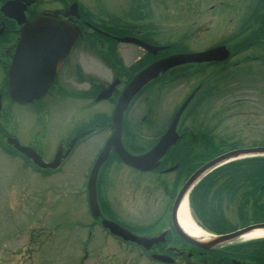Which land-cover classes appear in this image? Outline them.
<instances>
[{
	"label": "rangeland",
	"instance_id": "374dc122",
	"mask_svg": "<svg viewBox=\"0 0 264 264\" xmlns=\"http://www.w3.org/2000/svg\"><path fill=\"white\" fill-rule=\"evenodd\" d=\"M129 1L130 0H92L89 3V8L98 17L108 19L117 16L119 3L128 4ZM125 11L126 9H124V12ZM191 12L192 10H186L187 15L185 16L192 17ZM158 16L159 18L162 17V19L161 21L160 19H158V21L153 20L154 27L151 34L154 40H157L161 44L164 43V41L168 43L176 38H182L180 32L185 31L184 34L187 33L189 35L186 39L187 44H190V47L196 46V48H199V46L209 45L220 38L226 37L234 30L233 24L225 23L222 25L218 21L214 26H212L211 22H209L210 26H208V24L200 26L198 30L202 32L199 33L196 32L197 29L193 26L178 23L179 21L176 20L178 16L170 9L168 12L164 10L158 12ZM195 29L196 31L192 32ZM132 48L131 46L125 45L118 46V52L123 59L122 68H126L132 64L136 56L142 53L139 48L131 50ZM75 50L71 63L64 69L63 73L59 75V81L63 80V74L64 77L68 75L67 84L70 86H68V88H63L60 95H46L44 98L47 99H45L42 104L44 107H47L46 112L44 111L34 117L33 113L29 110L31 108L30 105L14 104L12 107H8L12 118L10 121L9 119H7L8 121L0 119V138L3 135L5 136L7 132L9 135L14 136L22 146L30 147L35 150L42 160L50 161L54 151L62 143L65 144L68 140H71L73 134L76 133L83 124L89 123L94 115L101 113L103 109L107 111V115H109L113 101H103L99 103V105H94L95 102L92 100L89 93H94L95 87L85 91L87 92L86 94H88L87 98L74 97L82 93L83 89L90 87V84L86 83L89 77H91V80L94 78L101 82L111 81L114 77H120L124 80L126 78V72L122 75L113 70L103 71L102 68H98L99 65L93 60V56L98 55V53H92L91 58H89L81 52V47H77ZM94 66L97 69H95ZM166 80L168 81L167 83H165ZM166 80L160 83L163 87L160 95L155 94L154 86L145 89L124 117L122 138L124 143L129 147H137L135 143L130 142L132 139H136V143L141 146L143 145V147L150 143L156 135V128L160 130L168 124L172 112L191 92L199 78L192 76L188 79V82L184 81L185 83H179L171 79V77ZM215 81L216 74H212L211 82L214 83L213 90L211 88L206 90V92L210 94L209 97H211V99H208L203 106V115H198L201 119H198L197 125L202 124L204 127L214 128L213 136L217 139L216 143H218L219 140L226 143L229 142V139H233L235 141H241L242 144L249 146L252 144L253 140L264 138V91L262 92L254 89L248 90L246 93L243 92V94L239 93L238 99L240 100H236L237 102L235 103V100H232L234 98L231 99L228 95H223L220 99L218 94H216L215 86L218 84L215 83ZM71 92L74 97L70 96ZM146 96L152 97V105L157 104L160 106L157 111V124L155 123V126L146 125L149 122L148 118L145 120L146 104H144L143 100H148L145 98ZM206 98L208 97L206 96ZM216 99L220 100L217 102L215 109L211 110ZM201 100L204 101V98H201ZM201 100L196 99L190 106V109H188L189 113H186L182 121V129L191 125L192 117L190 113H194V108L201 105ZM231 101L235 104H232ZM211 103L213 104L211 105ZM152 105L151 109L153 108ZM209 106L210 109L208 108ZM37 108L36 106L35 109L37 110ZM18 109L27 111L21 112L22 120L14 115L15 112H19ZM213 111L217 113L218 118L223 120L222 122L217 121L213 116ZM36 112L39 111L37 110ZM39 119L40 122L38 121ZM145 126L150 128L148 130L149 132H142L141 129ZM96 130H98L97 133L99 134L96 132L92 133L89 135L92 137L86 139L81 145L75 146L63 170L55 175V177L50 178L36 175L32 168L24 163L18 156H15L13 152L12 155H10L0 147V264H20L19 261L27 255L31 258V264H81L80 259L76 260L79 254L77 240L82 237L83 230L70 223H73L78 216L81 219L83 218V221H87L89 218L83 201L85 170L97 147L103 142L107 133L102 131L101 128H97ZM206 138L208 141L212 140L211 136ZM1 139H4V137ZM212 141L215 143V140ZM112 160L114 161L111 165L110 162ZM117 164L118 162L114 157H110L108 164L105 165L102 170L108 178L109 193L107 194H110L109 198L117 205V211H115L117 214L116 216L117 218L123 217V219L128 222V225H132L131 223L150 221L153 217L152 213L158 216L170 203L168 193L171 191L170 183L172 182L177 185L182 181L179 180L180 178L178 180L176 179L177 171H172L168 174L158 172V175L141 173L139 174V179H137L138 175L135 172L124 168L122 165L120 168L116 166ZM239 165H241V167L245 166L243 163ZM248 173H251V170L242 173L239 178H237V181L232 184H241L242 189L240 191H248L252 197L250 200L254 202L253 200H256L259 194L256 193L257 189H254L253 192L251 183L254 184L255 182H251L248 178L244 177V174L247 175ZM116 174L122 175V177L118 176L122 179H116L118 185L115 182L110 185L111 177H115ZM113 180L114 179L111 181ZM125 180L128 182L126 183ZM105 182L106 181L101 178L102 190L105 189ZM26 186L32 188V192L28 193L25 197L23 194L20 195L19 192L26 188ZM230 193L237 196L241 195L237 191H232ZM104 194H106L105 191ZM19 196L24 198L15 199L19 198ZM160 196L163 197L160 198ZM14 201L16 204H14ZM104 201L108 202V195L104 197ZM31 202L34 204L29 206ZM156 202L158 203L155 204ZM260 204L261 202H258V205ZM137 206H139V209ZM133 207H135L134 210H132ZM33 209H36V213ZM247 209H249V206ZM223 210L229 219L235 221L237 216L235 205L226 204ZM252 210L253 205L250 208L249 216H251ZM53 211L57 212L55 217L52 216ZM34 213L36 216V220L34 221L38 223V227H35V237L42 243L41 245H39L38 241L35 242L34 239H24L27 241V244L23 240L25 228L33 225V221L30 225V219ZM131 214L134 215V217ZM55 218L59 226L62 225V222L64 223V226L58 230L55 236L65 239L63 245L57 243L55 238H52L55 233L52 237H49V233L46 232V230H40L41 228L39 227L42 220H53ZM192 218L194 221H197L194 215H192ZM46 220L45 226L51 224V226L54 227V224ZM99 241L103 240L95 239L93 247L95 244L99 243ZM172 242L169 243V245H175V248L169 249L170 252H174L178 255L180 251L185 250L183 244L179 240L177 242L172 240ZM22 245H27V249L22 252L18 250V256L24 253L18 261V257H15L14 259L16 260L14 261L11 260V257L6 259V256H4L6 249L11 250L14 247L13 249L17 250ZM48 252L50 254L56 252L54 254L56 258L53 263L51 259L53 255H50ZM122 253H124V257H127L125 251ZM132 256L137 257L135 254H132ZM12 257H14V255ZM205 258L206 257L197 258L194 261L200 262ZM139 259V264H148L140 257ZM202 264H224V262L223 260L220 261L215 258V261L209 259L208 262Z\"/></svg>",
	"mask_w": 264,
	"mask_h": 264
},
{
	"label": "flooded vegetation",
	"instance_id": "af4514ba",
	"mask_svg": "<svg viewBox=\"0 0 264 264\" xmlns=\"http://www.w3.org/2000/svg\"><path fill=\"white\" fill-rule=\"evenodd\" d=\"M4 1L5 0H0V88L2 89L7 88V82L3 79L4 68H6L8 64H10L15 44L19 38L18 30L21 25L18 24L16 20H20L22 22L24 20L29 21L38 13L48 12L52 14L56 12L57 19L62 23H65L67 25H75L81 23L88 26V29L91 33L84 34V37L89 35L97 36L96 34H102L103 36H108L107 34L114 35L101 27L102 23L107 24L109 20L98 17L90 10L89 5L85 6V8L90 12L92 17H89L90 19H87V16L82 17V13L80 12L82 6L79 7L78 5H76L75 10H71L69 8L68 0L67 3L63 2V0H16L15 3L10 5L5 10L2 9L1 6ZM169 9L173 13H176V15L178 16L176 18V20L179 21L178 23L190 25L195 28H197V26L207 25L209 24V22H211L212 26H214L218 21L222 25L225 23H230L234 26H249L263 22L261 16L264 15V0H142L140 3V7H138L136 12L133 14L131 23L129 24L130 29H127V31L130 32L129 34L131 36L138 37L146 42H158L157 40H154L151 34L154 27L153 20L160 19L161 21L162 17L159 18L158 12L162 10L168 12ZM186 10H192V17L185 16L187 15ZM19 17H21V19H18ZM194 31H196V29L193 30V32ZM125 35L127 34H124V36ZM115 36L121 35L115 34ZM227 38L228 39L226 41L229 42L231 46L237 41L239 37L237 36L236 38V35L233 33ZM164 46L166 47L163 50L159 51L156 55L162 54L165 50L166 52L171 53L170 45L169 47L168 44ZM206 47H199L197 49H194V51H200ZM83 51L88 52L89 50L84 48ZM73 56L74 53L68 57L66 64L64 65V62L60 69L57 71L56 78L52 84V87L67 84L68 75L64 77L63 74L62 81H59V75L63 73V69H65L71 63ZM103 65L104 67H106L105 63H103ZM6 105L8 107H12L14 103L6 104L3 100V106ZM22 112L25 111L22 110ZM3 116H10L8 109H5ZM158 202H156L155 204H157ZM109 208V205H105V209L102 210L100 217H98L96 221H100L102 216L114 217V211ZM168 214L169 213H167V211L163 210L158 216L152 213L153 217L150 221L131 224L134 231L137 233L147 234L148 236H155L158 239H162L161 233L167 232L168 230ZM107 234L111 236L109 233ZM98 236L103 241H99V243L95 244L94 247L93 241L90 253L92 257L89 256L88 258L90 264H127V262L131 264H139V257L145 260V258L141 256L144 254L142 250H138L134 247L130 249L129 246H125L123 243H121L117 237L111 236L112 238H114V241L108 236L106 238H102V235L100 234ZM98 236H95L96 240H100ZM160 241L161 240L157 242H150L149 247L146 248L147 250H145V253L153 254L155 253L156 249H159L158 252L162 251L161 249L168 250V247L165 246L166 242ZM124 251L127 257H124V253H122ZM133 251H135L136 253ZM132 254H135V256L137 257L132 256ZM204 254L206 255L207 252L190 248V250L187 251V256L183 257L180 261L181 263L179 264H191L194 260L197 259L194 258V256H202ZM217 259H219L220 261L223 260L224 264H230V262L231 264H233L232 262L234 257L230 256V258L228 259L227 256L225 259L224 257H219ZM213 260L215 261V259ZM27 261L31 260L24 259L23 264H26ZM242 263H246V261H240V263L238 264Z\"/></svg>",
	"mask_w": 264,
	"mask_h": 264
},
{
	"label": "water",
	"instance_id": "95a60500",
	"mask_svg": "<svg viewBox=\"0 0 264 264\" xmlns=\"http://www.w3.org/2000/svg\"><path fill=\"white\" fill-rule=\"evenodd\" d=\"M45 26H46L45 22L36 21L30 26V28H28L26 31L24 30L23 33L27 35V34H30L31 32H34L37 28H43ZM53 30H55V32L59 35H65L66 40L67 41L69 40L67 33H65L64 30H62V27L60 25L54 27ZM70 44H71V41L69 42V45ZM69 45H68V47H69ZM17 52H20L19 48H17ZM227 54H228V50L226 49V47L224 45H221V46L215 47L213 49H210L208 51L201 52V53H183V54L170 55L167 58H164V59H161L159 61L154 62L153 64L149 65L145 69H142L141 71H139L138 73H136L132 77V79L127 83V85L125 86V88L123 89L121 94L119 95V97L116 101L115 108H114L113 113H112L111 126L114 128V133L110 137V139L107 141L104 149L102 150V153H101L99 159L96 162V165H94V167H93V170L91 172V176L89 178L88 187L90 189L91 196L93 199H94V178L96 175V171H97L98 166L101 164V162L106 158L107 152H108L110 146H113L116 149V151L118 152L120 157H122V159L125 162L131 163L133 165L140 164L137 166L140 167L141 169H149V168H153L154 166H156L158 164V158L166 151V149L170 146V144L175 142V140L178 138V135L176 134V131H175V127H176L178 118L180 116V113L182 112L183 108L185 107V105L189 101L190 97H188L186 99V101L177 110V112L175 113L167 131L165 132V134L160 138V140L157 142V144L149 152H146L145 154L136 156V155L128 154L123 149V147L121 146V142H120V130H121L120 120H121V116H122L123 111L127 107V104L129 102L130 98L135 94V92H137L140 89V87L144 83H146L148 80L156 77L159 74V72H164L166 69H168L171 66H174L177 64H182L185 62H190V61L200 62L203 60H220V59L225 58L227 56ZM18 59H19V55H18ZM15 70H17V67ZM19 82H20L19 77H17L16 74L14 75V74L10 73V86H12L10 88V94L13 98H15L19 102L28 101L34 97H38V95L42 92L40 89H37V88H26L24 90V89L15 87L16 85L19 84ZM15 145H17V144L15 143ZM18 148H20L26 154L31 156L34 159V161L37 162L41 166H47V165L55 166L59 163L60 158L66 154V152L63 155L60 152H57L54 159L50 163H43L40 160V157L33 154L29 149L22 148L20 146H18ZM249 152L264 153V147L237 149V150H233V151H229L227 153H224V154H222L218 157H215L214 159L208 161L201 168H199L198 171L194 175H192L186 181L185 185L183 186L182 190L179 193L180 196L193 183V181L197 178V175H201L205 170H207L211 166H215L216 164L222 162L225 159H228V158H231L234 156H238L242 153H249ZM259 227H264V223L250 225V226H247V227L242 228L240 230L234 231L232 233L221 235V236L215 238L214 240H212L210 242H203V243L196 241L192 238H189L187 236L186 237L190 241H192L193 243H196V244L203 246V247H209L211 245H214L217 242L232 239L235 236H237L243 232L249 231V230L254 229V228H259ZM111 230L115 233L122 234L125 238L135 239V238L130 237L127 234L123 233V231H121V230H117L113 227H111ZM138 241L142 242L141 240H138Z\"/></svg>",
	"mask_w": 264,
	"mask_h": 264
},
{
	"label": "trees",
	"instance_id": "16d2710c",
	"mask_svg": "<svg viewBox=\"0 0 264 264\" xmlns=\"http://www.w3.org/2000/svg\"><path fill=\"white\" fill-rule=\"evenodd\" d=\"M255 33L259 34L260 30H257ZM242 42L244 43L245 40ZM249 76L250 75H247V74H233V73H222V72L217 73L216 81H215V83L218 84L215 86L216 94H218V96L221 98L223 95H226L227 92L230 90L229 83L233 79H238L243 84L244 80L248 79ZM219 119L221 120V118ZM247 162L245 163L246 165L243 167L242 172L245 173V171L251 170V173L244 175V177L248 178V180L251 182H255L254 184L251 183L253 192H254V189H257L256 193L259 194V196L257 197L256 200H253L254 202H252L249 200L250 193L248 191H242L241 192V195L243 196L242 203L245 204L246 202H248L249 204H251L252 202L251 205H253V207L256 208V206L258 205V201L264 197V187L263 189H259L260 185L264 183V157L249 159L247 160ZM248 165L249 167L247 168ZM232 175L233 177H236L234 173ZM210 177L211 175L208 176L205 180H203V182L200 183L198 187L194 189V193L192 194L191 200L194 204L195 209L197 208L198 210L197 214L199 218L201 219V221L203 222V224H205L206 226L216 231L226 230L230 228V226L227 224L228 222H226V219L218 214L216 215V213L212 211L210 212V210H216L218 206L213 209H206V203L211 202V201L207 202V195H208L207 189H209L212 184V179H210ZM235 181H237L236 178L230 179L227 176H225L222 180H220V183H219L220 188L218 186L217 191L218 192H221V190L235 191V188L232 187L233 186L232 183H234ZM251 184H248V185H251ZM236 185L242 187L241 184H236ZM216 198L219 199L218 195L216 196ZM216 202L218 203V201ZM243 204L240 205V208H243ZM254 219L264 221V202H262V204L260 205V209L259 211L256 212ZM242 220H243L242 222H246L248 219L242 218ZM257 252L263 253L264 255V249L257 250ZM253 253L256 254L255 252Z\"/></svg>",
	"mask_w": 264,
	"mask_h": 264
},
{
	"label": "bare ground",
	"instance_id": "6f19581e",
	"mask_svg": "<svg viewBox=\"0 0 264 264\" xmlns=\"http://www.w3.org/2000/svg\"><path fill=\"white\" fill-rule=\"evenodd\" d=\"M188 204V198L187 196H185L179 204L177 210V218L182 229L188 234H190L192 237H195L197 239H208L209 236L200 227H198V225H196V223L190 217V210ZM259 237H264V228L255 229L251 232L241 235V237L239 238L253 239Z\"/></svg>",
	"mask_w": 264,
	"mask_h": 264
}]
</instances>
